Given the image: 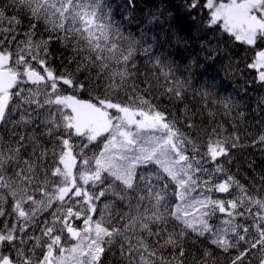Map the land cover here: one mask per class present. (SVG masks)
<instances>
[{
    "label": "snow or ice",
    "instance_id": "obj_1",
    "mask_svg": "<svg viewBox=\"0 0 264 264\" xmlns=\"http://www.w3.org/2000/svg\"><path fill=\"white\" fill-rule=\"evenodd\" d=\"M236 44L228 93L207 73ZM245 85L264 0H0V264H264Z\"/></svg>",
    "mask_w": 264,
    "mask_h": 264
},
{
    "label": "trees",
    "instance_id": "obj_2",
    "mask_svg": "<svg viewBox=\"0 0 264 264\" xmlns=\"http://www.w3.org/2000/svg\"><path fill=\"white\" fill-rule=\"evenodd\" d=\"M173 2L179 3V0H173ZM183 26L185 27V32L182 33V35H184L187 40V52L186 53L182 52L180 55H187V54L195 55V53L199 51V48L197 44L195 43L196 36L198 35V33H196L194 26L189 28L187 26V22H184ZM189 34L192 35L191 39H188ZM228 51L230 52V56L217 53V57H218L217 63L213 65L212 68H208L207 63L204 61L202 57L198 58V62L201 65V67L193 68L194 83L196 82L197 78H199L200 80L204 79V77H202L200 73L205 68H208L207 74L215 73L218 76V81L223 84L224 89L228 93H232L234 88H239L240 86H242L243 81L240 80L239 76L235 73V65L230 64L229 60L231 58H235L239 60L240 56L243 54L244 49L239 44H236L233 48L228 49ZM204 55H207V53H205ZM177 58L179 59V56ZM240 68L243 69V64L240 65ZM246 78L250 79V77H246ZM245 86L248 87V91H249V96L245 97V100L247 101L249 106H251L254 103V100H253L254 96H256L257 94L264 95V92H260L259 89H256L254 91L253 89L255 86H252V85H245ZM220 94L224 95L225 93L221 92ZM249 131L256 132L258 131V129L250 127ZM245 154L253 159H255L256 156L258 155V153L253 150H248L246 151Z\"/></svg>",
    "mask_w": 264,
    "mask_h": 264
}]
</instances>
